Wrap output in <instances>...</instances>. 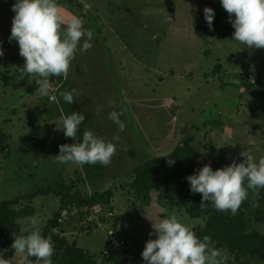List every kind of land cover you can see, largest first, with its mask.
<instances>
[{
    "label": "rangeland",
    "instance_id": "1",
    "mask_svg": "<svg viewBox=\"0 0 264 264\" xmlns=\"http://www.w3.org/2000/svg\"><path fill=\"white\" fill-rule=\"evenodd\" d=\"M206 1L216 5L221 0H58L67 21L78 16L93 32V46L86 53L77 52L67 80L48 78L51 90L45 97L36 82L40 77L23 70L26 61L19 54L18 42L9 41L16 0H0L4 52L0 57V200L39 189L70 188L90 194L113 189L105 212L112 209L117 217L103 218L105 227L83 232L86 221L64 212L56 230L88 249L98 264H117L105 257V250L111 248L108 226H120L121 218H165L155 208L152 214L151 208L147 210L153 203L161 209L157 192L151 193L150 203L133 195L136 167L171 153L188 138L203 153L218 146L242 159V151L257 161L264 157V49H249L232 41L233 37H198L196 27L210 6ZM73 89L80 97L67 104L61 93ZM71 106L85 114L86 130L117 145L109 166L56 162L60 145L78 143L58 129ZM122 109H126L121 119L127 128L121 133L108 117ZM44 123L50 125L55 139L46 145L30 144L29 133ZM255 191L264 195V188ZM55 192L24 202L41 217L40 227L27 222L32 215L21 219L25 230L41 231L53 218L61 202ZM257 207L264 208V199L252 201V211ZM175 209L191 228L202 223V218L186 213L185 207ZM147 221L145 232L153 229L152 221ZM256 227L264 234V222H256ZM216 250L226 264H237L226 250ZM22 262L19 256L16 264Z\"/></svg>",
    "mask_w": 264,
    "mask_h": 264
},
{
    "label": "clouds",
    "instance_id": "2",
    "mask_svg": "<svg viewBox=\"0 0 264 264\" xmlns=\"http://www.w3.org/2000/svg\"><path fill=\"white\" fill-rule=\"evenodd\" d=\"M222 7L229 13L234 27L232 41L252 49H264V0H221ZM15 13L9 41H17L20 56L26 61L23 70L40 79L36 80L42 96L49 97L50 76L69 78L76 54L86 53L93 45V32L85 27L84 21L73 16L67 21L58 0H16L12 6ZM205 19L210 30H214L215 11L205 8ZM4 55L0 46V57ZM65 103L77 102L80 93L75 89L64 91ZM54 99V97H50ZM126 109L112 111L109 119L119 132L127 128L121 119ZM85 114L73 112L62 118V130L66 138H77L84 125ZM118 140L119 138L116 137ZM223 139V138H222ZM117 153V145L106 141L94 131L84 130L82 142L62 144L55 156L61 165L109 166ZM242 163L235 161L229 166L213 170L205 165L187 177L193 194H202V204L211 203L217 211L231 212L235 216L248 198V191L264 188V157L259 160L247 151L240 154ZM171 153L162 157H170ZM169 166L174 159L167 161ZM150 219V218H149ZM154 230L142 252L145 264H226V258L212 247L210 239L201 240L191 226L174 212L167 218L150 219ZM12 248L15 256L26 254L35 258V264H53L54 244L50 237H44L39 229L28 234L15 235ZM0 264L10 260L0 256Z\"/></svg>",
    "mask_w": 264,
    "mask_h": 264
},
{
    "label": "trees",
    "instance_id": "3",
    "mask_svg": "<svg viewBox=\"0 0 264 264\" xmlns=\"http://www.w3.org/2000/svg\"><path fill=\"white\" fill-rule=\"evenodd\" d=\"M215 11L214 30H210L205 14L196 27L198 37L229 39L233 37L234 27L229 19V13L222 7L221 1L213 8ZM68 114L77 112L75 106L68 108ZM86 130L81 126L79 140L82 142V133ZM30 144L46 145L55 139L49 124H38L28 135ZM77 142L79 140L76 138ZM168 155V154H166ZM170 157H154L133 170L134 180L131 182L133 195L143 203H150L152 192L159 194V203L163 207H185L186 213L192 217H204L205 223L192 230L203 240H211L216 249H224L233 256L237 264H261L264 262V234L256 227V222H264V208L257 207L252 211V201H262L264 195L257 191H248V198L242 204L238 213L233 216L231 212H220L209 202L202 204V194H193L187 177L197 172L205 165H211L213 170L229 166L235 161L242 163L243 159L230 150L211 146L208 153L196 148L192 139H184ZM164 156V155H163ZM174 159L175 164L169 166L167 161ZM87 171H91L89 167ZM53 189H39L28 195H19L12 199L0 200V249L2 257L12 261L15 250L12 248L15 235L28 234L21 219L33 215L34 208L25 205V201H33L38 196L49 195ZM61 197L60 208L53 218L49 219L41 230L44 237H50L55 248L53 264H98V260L88 249L78 245L76 240L70 241L63 233L56 229L60 226L59 218L64 212H73L79 220L86 221L83 232H91L98 228L94 222H87L92 207L102 203H110L114 194L113 189L94 194L82 193L80 190L67 188L65 191L55 192ZM87 210H86V209ZM75 209L78 211L76 212ZM85 209V210H84ZM253 213V217H251ZM104 220V219H103ZM111 252L109 259L117 260L121 264L123 258ZM28 257L29 264H35L34 257Z\"/></svg>",
    "mask_w": 264,
    "mask_h": 264
},
{
    "label": "built area",
    "instance_id": "4",
    "mask_svg": "<svg viewBox=\"0 0 264 264\" xmlns=\"http://www.w3.org/2000/svg\"><path fill=\"white\" fill-rule=\"evenodd\" d=\"M106 208V203H102L92 207L90 210L91 212L88 215L87 222H94L98 227H105L103 218L112 219L116 216V213L112 209L105 212ZM75 211L77 212L78 210L75 209ZM64 216L65 215L62 214L59 221H62ZM121 228L122 227L118 225L107 227V234L111 244V248L105 251V256L107 258H110L112 251L120 252L121 257L123 258L121 264H145L142 258V252L146 244H144L142 241L137 240L136 238H131L129 234L122 232Z\"/></svg>",
    "mask_w": 264,
    "mask_h": 264
},
{
    "label": "crops",
    "instance_id": "5",
    "mask_svg": "<svg viewBox=\"0 0 264 264\" xmlns=\"http://www.w3.org/2000/svg\"><path fill=\"white\" fill-rule=\"evenodd\" d=\"M163 2V1H162ZM176 2H181V1H176ZM207 3L209 2L210 3V8H214L216 5H214L213 4V2L212 1H206ZM218 3L220 2V1H217ZM164 3V2H163ZM107 171V170H106ZM90 194V193H89ZM117 203V201L116 202H114L113 203V206L115 205ZM156 205H155V203H153V204H151V206H149L148 208H147V210L148 209H150V214H152V212H151V210L153 209V208H155V211H157L156 213H158V211H159V213L162 215V216H164L165 218H167V215H169L170 213H179L178 211H175L176 209H171V208H167V207H163V206H161V209H159L158 210V208L157 207H155ZM50 207H45V209L46 210H48ZM60 208V203L59 204H57V207H56V210H55V212L58 210ZM261 208V207H260ZM146 214V213H145ZM30 218H29V220L27 221L28 223H31V225H33L34 226V224H37L36 225V227H40V222H39V220L41 219V217H40V215L38 214V212L36 213V214H33L32 216H29ZM199 218H202V223H200L199 225H201V224H204L205 223V220H204V217H199ZM147 220H150L149 219V217L148 216H144V218H141V219H136V220H134V219H128V218H121V220H120V226L122 227V229H123V231H125L126 233H128L130 236H132V235H134V236H136L137 238L136 239H143L144 241H146V242H148L150 239H156L157 237H156V235H151L150 236V233H153L154 232V230L152 229V230H149V231H147V232H145V231H143L142 229H143V227L145 226V223H146V221ZM151 221V220H150ZM147 222H149V221H147ZM198 225V226H199ZM22 226H23V224H22ZM152 227V226H151ZM195 227H197V226H195ZM195 227H193V228H195ZM24 228V227H23ZM192 228V229H193ZM25 230V229H24ZM25 231H28L27 229L25 230ZM32 231V230H31ZM29 232V231H28ZM59 232H61V233H63L64 235H67L64 231H59ZM144 232V233H143ZM110 249V248H109ZM109 249H107V250H109ZM107 250H105V251H107ZM115 256H117V254H119L118 252H115ZM94 255V254H93ZM19 256H21L23 259H24V263L22 262L21 264H29L28 263V257H27V255L26 254H23V256L22 255H18V256H15V254H14V257H13V259H12V261H11V263L12 264H16V261L18 260V257ZM96 257V256H95ZM106 257V256H105ZM97 258V257H96ZM107 258V257H106ZM107 259H109V258H107ZM98 260V259H97ZM98 263H99V260H98Z\"/></svg>",
    "mask_w": 264,
    "mask_h": 264
}]
</instances>
